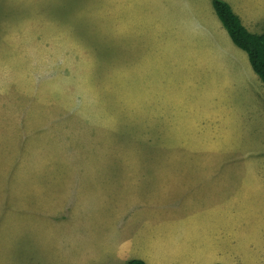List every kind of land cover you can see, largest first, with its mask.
I'll return each instance as SVG.
<instances>
[{
  "label": "rangeland",
  "instance_id": "rangeland-1",
  "mask_svg": "<svg viewBox=\"0 0 264 264\" xmlns=\"http://www.w3.org/2000/svg\"><path fill=\"white\" fill-rule=\"evenodd\" d=\"M116 1L0 0V264H124L146 250L144 235L180 236L192 212L203 218V234L229 226L235 241L264 236V119L252 110L262 94L246 78L231 81L215 95L212 119L228 115L242 135L188 149L184 128L167 124L169 112L145 105L149 93L136 95V34L150 15L177 19L178 10L166 9L170 0H124L123 8ZM259 1L264 7L252 0L248 12L263 19ZM178 47L167 62L178 63ZM209 48L216 51L218 40ZM212 74L192 79L201 93L222 84ZM167 75L175 84L179 67ZM153 96L165 105L163 95ZM164 166L231 173L228 184L212 188L173 185L167 218L174 222H165V176L154 174ZM209 202L216 211L205 215ZM257 248L238 257L263 264ZM158 258L186 261L169 251Z\"/></svg>",
  "mask_w": 264,
  "mask_h": 264
},
{
  "label": "crops",
  "instance_id": "crops-1",
  "mask_svg": "<svg viewBox=\"0 0 264 264\" xmlns=\"http://www.w3.org/2000/svg\"><path fill=\"white\" fill-rule=\"evenodd\" d=\"M134 1L137 6L139 0ZM170 1L172 6L167 5L166 9L178 10L179 18L157 22L156 16L150 15L147 20L148 27H144L145 29L140 31V35L136 34V39L139 38L140 40V46L136 47V95L149 93L153 98V102L145 103V105L149 106L151 104L153 110L164 108L169 112V117L166 120L167 124L171 127L184 128L181 130L182 141L183 138L188 139L186 145L188 149H193V143H200L204 140L207 142H230L232 137L242 135L243 128H238L240 123L228 117V115L224 116L222 112H220L219 118L212 119L214 114L212 104L215 102V95L227 91L230 82L233 83L238 77L246 78L253 92L257 93L259 91L262 94V101L258 110L256 108L252 110L264 119V86L262 87L257 83L260 78L252 70L246 53L232 42L215 12V16L211 12L212 2L208 5L203 4L201 0ZM224 1L230 5L233 12L240 18L241 23L250 32L261 33L264 31V25L260 24L261 20L263 24L264 18L262 19L257 13L248 12V3H251L252 0H234V5L231 3L232 0ZM107 5L109 7L110 2ZM116 5L123 8L125 6L124 0L116 1ZM255 9L264 10L263 5H260V1ZM152 10H155V8ZM174 28L176 29L173 34ZM152 39L156 41L151 42ZM217 40L218 49L212 51L209 47ZM178 46L182 47V56L178 58V63L176 64L175 61L167 62L168 57H171L173 52L181 51L177 50ZM214 53H216L214 57L215 64L208 62L212 60ZM204 56L206 62H204ZM178 67L180 79L174 84L173 77L169 79L167 74H173ZM172 70L174 71L171 72ZM202 71L212 72L213 79L220 77L222 83L220 87L217 88L216 84H212L207 89L201 88V93L197 85L199 80L196 85L195 81L200 77ZM217 71H222L226 77L218 75L219 72ZM202 80L201 76L200 81ZM157 94L163 95L162 97L165 99L164 106L159 98L153 96ZM255 98L257 102V97L255 96ZM226 103L231 105L227 101ZM229 108L233 112L236 111L234 113L239 116V108ZM186 151H184L183 157H186ZM195 156V154H191V157ZM169 158L172 159V155ZM164 161H166L165 158ZM155 170L160 172L154 174L165 176L163 179V186L165 187L164 203H162L164 206L161 207V209H165L166 214L163 215L165 222H168L171 218H167V203L172 197L171 187L173 185L177 186L179 184L187 192H190L194 187H198L200 182L202 184L204 182L207 187L212 188L215 185L228 184L229 174L231 173L230 170H227L221 174L219 169H213V167L173 168L164 166ZM262 180L261 177H255L257 185H260ZM167 188H170V190H167ZM168 192L170 194H167ZM243 197L245 199V194ZM187 198L190 199L189 196ZM213 205V202L206 204L208 211L205 215L216 211L212 209ZM171 220L173 221L172 218ZM181 222L182 224L179 225H182L180 236L173 235L169 237L166 231L165 235L157 237L144 235L143 237L147 239V242L146 245L143 244V247L146 250L139 251L132 258L141 259L146 264H164L160 261L158 255L169 251L173 254V257L182 254L186 258L185 264H189V262L194 264H244L246 259L239 258V255L245 252L247 254L251 253V249L254 248L257 251V247L262 249L259 250L261 253H264V236L261 237V240L254 239L252 242L249 239L245 242L236 240L239 243L237 245V242L233 240V234H230L232 230L229 226L224 233L217 231L214 236L200 232V227L204 222L198 213L196 215L194 212L190 213L183 220L181 219ZM228 223L230 224L229 220ZM150 249L155 250L158 255H153V252L149 251ZM261 263L264 264V256L261 258Z\"/></svg>",
  "mask_w": 264,
  "mask_h": 264
},
{
  "label": "trees",
  "instance_id": "trees-1",
  "mask_svg": "<svg viewBox=\"0 0 264 264\" xmlns=\"http://www.w3.org/2000/svg\"><path fill=\"white\" fill-rule=\"evenodd\" d=\"M212 7L232 42L243 50L254 73L264 83V31L250 32L224 0H212ZM124 264H146L138 258H131ZM219 264V263H217Z\"/></svg>",
  "mask_w": 264,
  "mask_h": 264
}]
</instances>
